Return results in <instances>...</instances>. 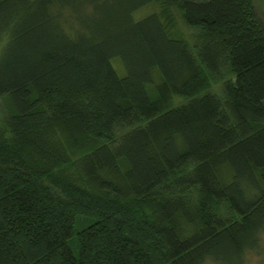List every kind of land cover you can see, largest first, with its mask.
Segmentation results:
<instances>
[{
    "label": "trees",
    "instance_id": "1",
    "mask_svg": "<svg viewBox=\"0 0 264 264\" xmlns=\"http://www.w3.org/2000/svg\"><path fill=\"white\" fill-rule=\"evenodd\" d=\"M170 6L194 50L170 34ZM0 100V264H241L257 246L253 0H0Z\"/></svg>",
    "mask_w": 264,
    "mask_h": 264
},
{
    "label": "rangeland",
    "instance_id": "2",
    "mask_svg": "<svg viewBox=\"0 0 264 264\" xmlns=\"http://www.w3.org/2000/svg\"><path fill=\"white\" fill-rule=\"evenodd\" d=\"M199 1V0H198ZM161 6L159 3H152L149 4L140 10L136 11L132 16L134 20H138L141 17L148 15L150 13H159ZM253 10L255 17L258 22L264 24V0H253ZM169 16L171 20V28L169 29L170 34L173 37L182 38L188 44V46L194 50V46L196 45L197 38H196V30L194 28L189 27L183 20L182 12L174 6H170ZM111 64L115 71L117 72L118 76H122L123 69L122 66L117 58L111 60ZM158 82L157 74L153 76V84H149L146 86L147 93L149 97H153L154 95V86ZM210 92L220 94L221 93V82L211 85ZM186 102L185 99L179 97H173L171 102V107L175 108L181 104ZM8 104L4 100H0V126L3 125L5 122V118L7 117L8 113ZM78 222L82 223L81 217L77 220ZM72 251L74 254H77V243L75 242L74 238L70 239L69 242ZM203 264H221L215 262L211 259H206ZM241 264H264V229L260 232L258 238L257 246L247 251L242 259Z\"/></svg>",
    "mask_w": 264,
    "mask_h": 264
}]
</instances>
